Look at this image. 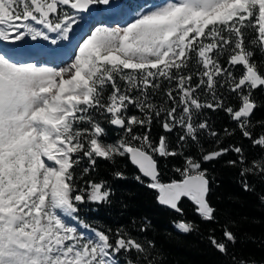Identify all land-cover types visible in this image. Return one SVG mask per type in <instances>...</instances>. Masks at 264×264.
Listing matches in <instances>:
<instances>
[{
	"label": "snow or ice",
	"instance_id": "1",
	"mask_svg": "<svg viewBox=\"0 0 264 264\" xmlns=\"http://www.w3.org/2000/svg\"><path fill=\"white\" fill-rule=\"evenodd\" d=\"M112 17L123 23L109 25ZM257 111L264 0H0V264H159L153 241L81 219L83 205L113 203L108 181L93 176L98 161L118 180L130 162L135 179L181 216L177 231L190 234L198 225L183 219L184 198L201 222L216 221L205 164L231 152L226 163L239 167L244 191H256L250 176L264 183ZM211 114L228 124L217 129ZM154 124L176 145L154 138ZM237 133L258 156L220 147ZM192 146L197 154H186ZM170 158L181 159L179 178L164 182ZM257 198L264 206V192ZM209 242L232 264H249L229 252L237 237L227 225Z\"/></svg>",
	"mask_w": 264,
	"mask_h": 264
},
{
	"label": "trees",
	"instance_id": "2",
	"mask_svg": "<svg viewBox=\"0 0 264 264\" xmlns=\"http://www.w3.org/2000/svg\"><path fill=\"white\" fill-rule=\"evenodd\" d=\"M129 114L137 113L135 109H130ZM211 119L217 129H222L228 124L223 114H211ZM255 119L264 120V111H257ZM114 131L108 128V139L111 141L118 138ZM160 135H168L172 146L176 145L175 133L166 134L158 124H154L152 136L158 138ZM233 143L244 147L249 161L259 155L258 150L252 149L249 141L242 139L239 133L234 137L225 138L220 147H228ZM184 151L186 154H197L195 146L185 148ZM234 159L236 156L230 152L218 161L204 165L213 181L210 201L217 209L215 222H201L191 201L182 200L183 219L195 221L198 225V229L190 234L177 231L174 222L180 220L181 216L157 202L155 191L135 179L139 175L138 169L127 160H123L119 165L127 177L123 180L114 179L112 168L106 162L98 161L99 169L93 176L97 180L108 181L114 192L113 203L99 207L83 205L81 219L92 227L101 229L126 228L142 242L153 241L160 251L159 264H232L230 258L222 256L209 242L211 235L217 240H222L223 229L227 225L237 237L236 244L229 245V252L237 259L249 261V264H264V206H261L257 198L264 192V183L250 176L249 181L255 184L256 191H244L240 183L239 167H231L226 163ZM179 166L180 158H170L167 163L161 162L162 180L169 182L178 179V174L172 169ZM93 208L96 210H90ZM133 220L136 221L135 226L132 225ZM144 221L150 222L148 231H135V227H139Z\"/></svg>",
	"mask_w": 264,
	"mask_h": 264
},
{
	"label": "rangeland",
	"instance_id": "3",
	"mask_svg": "<svg viewBox=\"0 0 264 264\" xmlns=\"http://www.w3.org/2000/svg\"><path fill=\"white\" fill-rule=\"evenodd\" d=\"M119 21L121 24L123 23V20L120 17H112L107 20V23L109 25H115ZM79 31V30H78Z\"/></svg>",
	"mask_w": 264,
	"mask_h": 264
},
{
	"label": "bare ground",
	"instance_id": "4",
	"mask_svg": "<svg viewBox=\"0 0 264 264\" xmlns=\"http://www.w3.org/2000/svg\"><path fill=\"white\" fill-rule=\"evenodd\" d=\"M78 30H79V29H78ZM78 30H77V31H78Z\"/></svg>",
	"mask_w": 264,
	"mask_h": 264
},
{
	"label": "water",
	"instance_id": "5",
	"mask_svg": "<svg viewBox=\"0 0 264 264\" xmlns=\"http://www.w3.org/2000/svg\"><path fill=\"white\" fill-rule=\"evenodd\" d=\"M187 199V198H186Z\"/></svg>",
	"mask_w": 264,
	"mask_h": 264
}]
</instances>
